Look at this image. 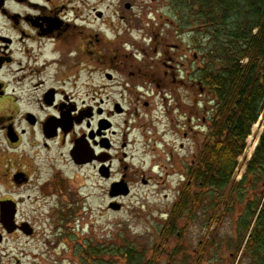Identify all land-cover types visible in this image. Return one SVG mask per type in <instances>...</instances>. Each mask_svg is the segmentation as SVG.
I'll use <instances>...</instances> for the list:
<instances>
[{
    "label": "flooded vegetation",
    "instance_id": "1",
    "mask_svg": "<svg viewBox=\"0 0 264 264\" xmlns=\"http://www.w3.org/2000/svg\"><path fill=\"white\" fill-rule=\"evenodd\" d=\"M158 2L0 0V233H35L37 226L22 213V203L32 198L24 196L29 187L59 228L74 223L76 230L79 215L89 218L93 197L101 218L121 212L134 193L130 148L137 151L146 131L152 134V168H173L166 176L179 180L172 208L188 194L193 201L201 196L196 184L204 179L218 93L204 78L209 59L189 37L182 2L168 0L165 10L155 8ZM141 22L143 34L136 36ZM183 35L190 50L175 40ZM191 51L201 61L192 74L186 67ZM262 120L252 126L238 162L251 160L249 139L258 126L261 139ZM246 167L236 169L235 181ZM93 176L104 182L95 194ZM151 180L144 174L141 183L147 187ZM13 209L7 228L1 217ZM209 248L208 242L201 251L192 247L196 263ZM171 254L190 252L180 247Z\"/></svg>",
    "mask_w": 264,
    "mask_h": 264
},
{
    "label": "trees",
    "instance_id": "2",
    "mask_svg": "<svg viewBox=\"0 0 264 264\" xmlns=\"http://www.w3.org/2000/svg\"><path fill=\"white\" fill-rule=\"evenodd\" d=\"M179 1L187 11L184 25L189 37L208 56L204 78L217 89L218 115L210 145L203 152V183L196 184L203 192L195 201L188 194L176 204L172 209L175 221L163 231L168 237L175 234V222L185 215L195 217L205 191L219 192L218 199L212 196L214 206L225 208L223 212L230 217L238 215L242 247L236 244L235 249L243 248L239 261L244 257L248 264H264V132L243 178L233 179L252 126L264 113V0ZM216 63L221 65L218 72ZM116 244L110 249L103 244L84 249V264H173L175 259L174 254H168V260L162 256L163 240L145 248L126 241ZM105 255L111 256L108 263Z\"/></svg>",
    "mask_w": 264,
    "mask_h": 264
},
{
    "label": "rangeland",
    "instance_id": "3",
    "mask_svg": "<svg viewBox=\"0 0 264 264\" xmlns=\"http://www.w3.org/2000/svg\"><path fill=\"white\" fill-rule=\"evenodd\" d=\"M146 1L150 0H139L140 5H147ZM167 5H169L168 0H159L154 4L156 9L167 7ZM143 28L144 24L141 22L132 33L141 35ZM173 31L175 32V29ZM186 38L183 35L175 40L177 42L182 40L184 46L190 50L191 47ZM189 56L186 67L192 74L201 61L194 60L193 51L189 53ZM203 56L206 58V55ZM153 115L156 114L153 113ZM161 129V131L165 129L164 125H161ZM259 132L260 127L258 126L249 139L250 146L246 154L248 157L252 154V148L255 140H258ZM146 133L148 137L140 140L137 151H135L136 147L130 148V152L134 153L132 162L135 164L129 169V174L134 180V193L125 201V208L121 212L110 211L107 217L101 218V208L93 197L89 218H87L88 215H79V221L75 223V225L78 224L76 230L73 229L74 223L72 226L59 228V223L52 217H48L45 211L47 208H41L42 200L38 197L37 190L29 187L24 196L31 195L32 198L22 203V213L23 218L30 219L37 226L36 231L30 236L24 233L10 236L6 232H2L0 264H84L83 250L90 246L97 247L99 244H103L105 248L110 249L117 246L116 243L123 244L126 241L145 248V245L151 246L157 241L162 242V240L165 246L162 256L166 260H168V254L177 248L182 247V250L190 252L189 255L180 254L173 259V264H198L195 262L196 254L191 255V249L195 247V250L201 251L200 247L204 242H208L210 248L200 264H248L244 257L238 261L240 250L235 249L236 244H241L236 223L238 215L230 217L229 214L223 212V208L220 209L212 203V196L215 195L218 199L219 192L213 194L210 190L205 191L195 217L190 219L188 215H185L177 220L175 222L176 231L172 237H168L167 233L163 231L165 227L175 221L172 218V207L180 185L176 177L168 179L166 176V172H175V169L159 168L158 166L152 168L151 148L153 142L150 141L152 134L147 131ZM165 139L167 140L168 137L166 136ZM165 164L169 165L167 161ZM241 171L242 168L238 170L237 175L241 174ZM144 174L148 178L152 177L151 183L147 187L141 183ZM101 184L104 185V182H99L96 176L92 177L91 190L93 194L99 191L98 187ZM85 193H88L87 190ZM87 208L89 209L88 205ZM174 217L176 216L174 215ZM214 218H219L220 222H212L215 220ZM90 222L92 223L90 224ZM84 225L86 227L82 229ZM178 232L181 233L180 236H178ZM240 246L242 247V245ZM150 253L152 251L149 249L148 254L150 255ZM108 257L111 256L105 255V263L111 260Z\"/></svg>",
    "mask_w": 264,
    "mask_h": 264
},
{
    "label": "water",
    "instance_id": "4",
    "mask_svg": "<svg viewBox=\"0 0 264 264\" xmlns=\"http://www.w3.org/2000/svg\"><path fill=\"white\" fill-rule=\"evenodd\" d=\"M116 186H121L122 184L119 183V184H115ZM116 186H114L113 188H115ZM8 210V209H7ZM11 210V209H10ZM14 214H15V209H13V214H5V215H2V221L6 224V227L9 228L10 226H12V224L14 223ZM13 230H10L8 229L7 232L8 233H12ZM24 232L27 234V235H31L32 234V230L29 231V230H24ZM3 241V236L0 234V242Z\"/></svg>",
    "mask_w": 264,
    "mask_h": 264
},
{
    "label": "bare ground",
    "instance_id": "5",
    "mask_svg": "<svg viewBox=\"0 0 264 264\" xmlns=\"http://www.w3.org/2000/svg\"><path fill=\"white\" fill-rule=\"evenodd\" d=\"M257 143H255L254 145H256ZM254 148H252V150H253Z\"/></svg>",
    "mask_w": 264,
    "mask_h": 264
}]
</instances>
